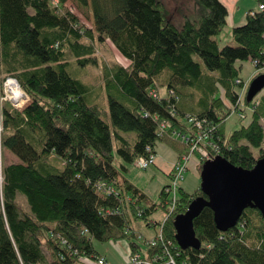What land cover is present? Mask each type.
<instances>
[{"label": "trees", "instance_id": "16d2710c", "mask_svg": "<svg viewBox=\"0 0 264 264\" xmlns=\"http://www.w3.org/2000/svg\"><path fill=\"white\" fill-rule=\"evenodd\" d=\"M196 2L198 12L185 15L179 28L161 0H0V264H98L103 257L93 240L127 241L131 256L149 259L172 249L177 264H264L258 210H245L224 233L205 208L194 221L200 249L182 250L174 221L204 196L200 188L179 189L173 212L169 186L163 188L166 217L154 223L149 217L157 204L125 176L138 158L157 157L158 141L176 148L173 137L194 136L187 116L216 127L214 160L250 170L264 157V95L239 99L236 83L237 62L263 60L264 11H251L233 29L235 45L220 48L214 37L227 25V7L220 0ZM108 42L129 63L101 64L95 48ZM99 65L106 108L80 76ZM9 78L31 100L21 111L1 100ZM254 101L260 104L251 123L227 138V119ZM163 123L170 127L162 131ZM178 141L180 161L189 145ZM4 149L21 163L6 166ZM199 163L201 173L205 162ZM136 219L158 225L157 245L143 240V251L135 242L142 238L131 227Z\"/></svg>", "mask_w": 264, "mask_h": 264}, {"label": "rangeland", "instance_id": "374dc122", "mask_svg": "<svg viewBox=\"0 0 264 264\" xmlns=\"http://www.w3.org/2000/svg\"><path fill=\"white\" fill-rule=\"evenodd\" d=\"M165 6L168 9L169 12V18L170 21L177 27H182L184 24V16L188 15H194L199 10V5L197 4L196 0H161ZM227 4L229 5V16H228V22L229 24L224 28L222 33L215 38V40L218 42L220 48L226 46V45H235L233 40V29L235 28L234 22L237 18V16L240 13V10L238 8L240 6L243 7V21L245 20L246 16L249 14V12H255L259 11V5L257 0H230L227 1ZM68 5H71V3H68ZM241 8V7H240ZM85 22L88 23L90 27L92 26V21L89 19L83 18ZM241 21V22H243ZM245 24V23H244ZM237 27V26H236ZM96 37V36H95ZM108 45H97L96 46V56L99 58V62L101 64H107L108 66L112 67L114 63L121 62L123 64L129 63L123 57L117 52L115 47L112 45V43L108 42ZM199 60V59H198ZM102 67L96 66V67H89L85 69V71L80 72L81 78L84 77V82L88 84V86L91 88V95L90 96H96L98 97V102L100 105H102L104 108L107 107V100L104 98V92H103V77H102ZM236 67L240 68V74L239 77L247 83L246 88L243 90L241 86H238L237 91L242 94L243 99L245 98L250 85L255 77L256 74V68L254 67L253 63L246 61V62H237ZM79 68H76L73 73L76 75L79 73ZM76 78V77H74ZM158 90L160 91L161 97H166L167 95V89L163 88L161 86H157ZM22 90V89H21ZM23 92V91H22ZM25 93V92H24ZM11 99L8 98L10 103L13 105H17L15 101L12 100L11 94H8ZM264 95V89L256 96V99L260 98ZM4 100V97L1 99ZM12 100V101H11ZM21 100V99H20ZM31 100L28 97L27 102H24L22 99L21 107L14 108L18 111H21L24 107L27 106L28 103H30ZM228 104H230L227 101ZM241 115H243L245 118H241ZM252 115H253V109L252 106L247 107L242 104L238 112L233 113L226 122L225 125V131L226 136L229 138L231 134L239 130L243 126H247L252 121ZM109 122L111 124V121L109 119ZM1 129V128H0ZM178 137H173L176 143H178V146L176 148L170 146L167 142H160L158 141L156 150H157V157L158 160L155 165H152L148 169H139L135 165L128 166L129 172L125 174L126 178L132 182L137 188H139L141 191H143L154 203L157 204V210L153 213L151 217H149V221L151 222H162L164 220V217L166 216L165 210L160 206L161 204V197L160 193L163 190L165 186L172 185V181L169 179V174L172 173V170L175 167V164L179 161H176L177 154L176 152H179V145L182 143L179 140ZM190 150H187L185 154L190 155ZM160 158V159H159ZM116 166L120 169V165L122 163L121 159L116 156ZM197 161L199 162V155L198 154H192L190 157V162L188 164V170L184 173V180L178 183L179 189H182L183 192L188 194H193L197 190H199L201 185V173L200 168L197 169L195 165L197 164ZM175 162V163H174ZM3 163L7 166L13 163H21L20 159L14 155L12 152H10L7 149L3 150ZM164 172V173H163ZM168 174V176H167ZM181 198L180 191H178V200ZM168 200L171 201L170 198ZM176 209V208H175ZM174 209V210H175ZM172 211V208H171ZM165 215V216H164ZM148 222H146L143 219H136L133 220L131 223V227L136 230L137 233H142L145 236L149 237L151 236V230L147 226ZM137 228H140L139 231H137ZM135 242L140 245L142 250H146V246L140 239H135ZM128 245V242H127ZM93 246L96 248V250L102 254L107 256L112 264H128L129 258L126 259V243L123 240H119L117 242H99L97 240H93ZM172 250V249H171ZM128 251L131 253L130 247L128 246ZM173 251V250H172ZM90 264H97L94 261H89Z\"/></svg>", "mask_w": 264, "mask_h": 264}, {"label": "water", "instance_id": "95a60500", "mask_svg": "<svg viewBox=\"0 0 264 264\" xmlns=\"http://www.w3.org/2000/svg\"><path fill=\"white\" fill-rule=\"evenodd\" d=\"M263 89L264 75H259L250 85L248 100L252 101ZM200 190L204 196L194 199L174 221L176 241L182 250L200 249L194 221L205 208L213 211L216 227L224 233L238 225L247 209L258 210L264 219V157L250 170L222 158L205 162Z\"/></svg>", "mask_w": 264, "mask_h": 264}, {"label": "built area", "instance_id": "2783aa9c", "mask_svg": "<svg viewBox=\"0 0 264 264\" xmlns=\"http://www.w3.org/2000/svg\"><path fill=\"white\" fill-rule=\"evenodd\" d=\"M259 10L264 11V3L259 6ZM263 38H264V35H263ZM251 62L253 63L254 67L256 68L255 76L264 72V57H263L262 62L260 60H253ZM236 83L238 85H242L243 90L247 86V83H245L241 79H238L236 81ZM12 84H17L20 87V85L18 84V82L15 79H13V78L7 79L3 85V90L5 93L4 100H8V98L11 99L8 94L12 93V92H10V86ZM20 90H21V88H20ZM21 94L23 95L24 102H27V100H28L27 94L22 92V90H21ZM170 94H173V91H170ZM239 99H242V94H241ZM259 104L260 103L258 101H254V104L252 105L253 111L259 106ZM13 106L15 108L21 107V105H14V104H13ZM242 118H245V117L242 115ZM187 120L192 125V127L196 130V132H195L196 134L192 137L188 136V135H180V134H178V136H177L184 143L189 145V150L191 152H190V155L184 156L182 159H180V161H178L175 164V167L172 170V173H171L172 174L171 175L172 176L171 177L172 185H170L168 187V189L166 190L168 193V197H170V199H171V204H172V211L171 212H173L174 209L176 208V205L178 202V191H179V188H177L178 183H180L181 181L184 180V173L188 170V164L190 162L191 155L192 154H198L200 160L207 162V161L214 160L215 156H212V155H213V153L217 154V152H218V147H217L216 142H215V135L216 134L214 135V133H216V131H217L216 127H212L209 120L205 119V118H199V117H195V116H187ZM167 127H170V125L168 123H163L161 125L162 131L167 129ZM148 150H150V149H148ZM155 160H156L155 155H151L148 158L140 157L134 162L133 165H135L139 169L146 170L149 167H151L152 165H154ZM102 187H104V185H102ZM158 238L162 241L163 240L162 234L158 235ZM149 244H150V246L157 245V243L153 239L149 241ZM170 246H172V243L170 244ZM168 250H171V249H162V254L156 256L155 259L146 258V257L142 256L140 253L133 254L130 258V263L131 264H160L162 262V260L167 259L165 264H177L176 259L172 255V252H170ZM98 264H108V263H107L105 258H100L98 261Z\"/></svg>", "mask_w": 264, "mask_h": 264}, {"label": "crops", "instance_id": "0c3cea01", "mask_svg": "<svg viewBox=\"0 0 264 264\" xmlns=\"http://www.w3.org/2000/svg\"><path fill=\"white\" fill-rule=\"evenodd\" d=\"M226 7H227V10H228V16H229V5L227 4V2H226V0H220ZM227 1H230V0H227ZM241 7V8H240ZM239 8H238V10H240V13H239V15L237 16V18H236V20H235V26L234 27H238V26H242V25H244V23H246V19H247V16H246V18H245V20L243 21V7L242 6H240ZM250 13V12H249ZM226 21H227V25L229 24V22H228V17H227V19H226ZM241 21H243V22H241ZM226 25V26H227ZM249 62H251V61H249ZM252 63V62H251ZM264 117V116H263ZM263 123H264V118H263ZM156 152H157V150H156ZM176 154H177V157H176V160H175V162L176 161H178V159H179V154H178V152H176ZM160 159V158H159ZM158 162V160L156 161V163ZM174 162V163H175ZM199 162L197 161V164L195 165V167L197 168V169H199ZM164 173V172H163ZM167 176H168V174H167ZM170 180H171V178H169ZM165 187H167V186H165ZM164 187V188H165ZM165 216V215H164ZM166 217V216H165ZM165 217H164V219H165ZM154 223H159V222H154ZM161 223V222H160ZM148 226V225H147ZM149 227V229L151 230V236H149V237H147V236H145L144 234H142V233H137L138 235H140L142 238L140 239V240H150V239H153L156 235H157V233H158V225H154V226H148ZM140 230V228H137V231H139ZM136 231V230H135ZM125 243H126V259L127 258H129V263H130V258H131V253L128 251V246H129V243H128V245H127V241H125ZM95 248V247H94ZM96 249V248H95ZM97 251V250H96ZM98 252V251H97ZM99 253V252H98ZM100 254V253H99ZM103 258H105L106 259V261H107V263L108 264H112L111 263V260L107 257V256H105V255H102V254H100ZM128 263V264H129Z\"/></svg>", "mask_w": 264, "mask_h": 264}, {"label": "bare ground", "instance_id": "6f19581e", "mask_svg": "<svg viewBox=\"0 0 264 264\" xmlns=\"http://www.w3.org/2000/svg\"><path fill=\"white\" fill-rule=\"evenodd\" d=\"M10 92H12L11 93L12 100L15 101L17 103V105H22L21 102L23 99V95L21 94L20 87L17 84H12L10 86Z\"/></svg>", "mask_w": 264, "mask_h": 264}, {"label": "clouds", "instance_id": "9594fccd", "mask_svg": "<svg viewBox=\"0 0 264 264\" xmlns=\"http://www.w3.org/2000/svg\"><path fill=\"white\" fill-rule=\"evenodd\" d=\"M262 73H263V72H262ZM260 74H261V73H260ZM258 76H259V74H258L257 76H255L254 79H255L256 77H258ZM254 79H253V80H254ZM241 80H242V79H241ZM243 81H244V80H243ZM244 82H245V81H244ZM242 99H243V97H242Z\"/></svg>", "mask_w": 264, "mask_h": 264}]
</instances>
